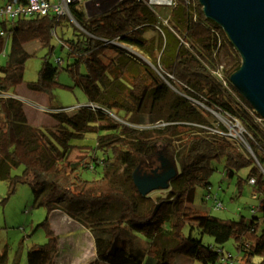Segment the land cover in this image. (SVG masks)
Segmentation results:
<instances>
[{
	"label": "trees",
	"instance_id": "obj_1",
	"mask_svg": "<svg viewBox=\"0 0 264 264\" xmlns=\"http://www.w3.org/2000/svg\"><path fill=\"white\" fill-rule=\"evenodd\" d=\"M69 13L82 31L55 15L0 22L6 34L0 36V55L8 49L0 65V95L22 99L0 97V179L11 194L27 184L35 206L46 210L40 226L47 242L27 250V264H55L60 253L50 222L55 211L88 231L94 264H218L224 258L220 246L229 240L244 264L255 257L264 264V128L229 82L240 57L223 30L205 18L198 0L178 1L168 15L158 14L161 19L139 0H121L90 18L77 4L69 5ZM31 43L46 54L36 80L24 83L25 64L36 56L25 49ZM56 47L64 53L56 58L58 66L49 63ZM59 67L73 83L68 88L82 91L87 103L43 109L50 124L34 125L32 119L44 115L31 106L27 110L31 102L22 95L37 100L43 95L49 105ZM219 67L225 84L214 75ZM211 113L237 118L250 151L194 126H212ZM88 135L93 145L73 144ZM75 149L83 152L71 160ZM156 158L162 170L176 174L166 190L141 196L132 175L152 167ZM214 162L222 163L227 179L237 177L239 194L254 180L250 186L258 204L251 217L221 219L195 206L198 189L205 190L202 203L209 202ZM19 166L22 174L12 176ZM98 168L99 178L83 177ZM118 168L132 185L130 195L115 185ZM195 230L215 246L194 239Z\"/></svg>",
	"mask_w": 264,
	"mask_h": 264
},
{
	"label": "rangeland",
	"instance_id": "obj_2",
	"mask_svg": "<svg viewBox=\"0 0 264 264\" xmlns=\"http://www.w3.org/2000/svg\"><path fill=\"white\" fill-rule=\"evenodd\" d=\"M95 3H100V7L86 14V16H95L97 14L108 11L110 6H105L102 0H94ZM107 8V9H106ZM154 10L160 16H166L171 11L170 7L165 6H154ZM111 9V8H110ZM84 11V8H83ZM75 26V25H74ZM76 27V26H75ZM67 35L70 34V28L65 29ZM56 46V40H54ZM25 49L29 52H35L34 57L30 58L24 67L23 81L24 83L33 82L37 78L38 71L41 67V61L43 56L46 54L45 49H40L37 43H31L25 46ZM132 52L142 55L137 49L127 48ZM8 49L4 50V54L0 55V65L4 64L7 60ZM64 58V53L60 52L59 48L56 47L55 53L49 57V63L58 66L56 58ZM58 86L53 90L52 101L48 105V100L43 95H39L38 99L43 107H38V115L41 110L51 108L53 110H70L78 108L87 103V99L82 91L79 89H69L73 83L59 67V73L57 76ZM23 86L19 87L22 89ZM23 92V91H22ZM23 94V93H19ZM22 96H25L24 94ZM27 110H30V106L26 105ZM43 108V109H42ZM47 110V109H46ZM47 112V111H45ZM36 118V115L33 114ZM41 118L32 119L33 124H44L45 126L50 124V118L46 113L41 112ZM218 117L211 113L209 121H217ZM160 125V124H159ZM161 126V125H160ZM158 126V127H160ZM92 135L85 137L84 141L74 140L73 144L93 145ZM179 155L183 151L182 141H178ZM161 146L159 145V149ZM82 150L75 149L70 155L71 160H77L82 154ZM213 167L215 172L210 178V193L215 194L217 199L222 203L223 209L213 210L211 201L202 203L205 190L198 189L195 197V206L202 210H206L210 215L221 219H238L240 216L245 218L251 217L250 209L258 204V201L252 199L253 189L247 183L242 186L241 193L237 192L236 188V176L233 179H227L223 175L222 163L214 162ZM160 168V162L155 159V164L150 168L141 169L139 174L152 175ZM23 168L21 166L12 169L11 175H21ZM123 172L122 168L116 170L115 185L120 189L124 190L128 195L132 192V185L125 180L121 175ZM101 168L96 170V173L87 172L83 174V177L87 180L97 179L101 176ZM246 170L240 172V176H245ZM159 193L151 195L154 198ZM205 208V209H204ZM46 216V210L40 207H36L34 203V197L30 187L27 184H18L15 191L11 194L8 185L4 180L0 179V258H3L4 264H27L26 252L29 248L36 245H42L47 242V238L44 229L40 224L43 222ZM51 222V220H50ZM57 222L51 223V229L58 237L60 244V253L56 259L55 264H94L95 254L94 246L91 237L85 232L83 228L77 224H69L66 228H73L75 230H69L68 232L64 228L63 232L59 231ZM57 232V233H56ZM188 233V231L186 230ZM194 239H200L205 245H214V241L211 237L201 235L197 230L192 232ZM159 241H163L161 238ZM158 241V242H159ZM224 258L226 260L220 261L218 264H244L241 255L238 254L235 244L232 240L227 241L220 246ZM230 257V259H227ZM260 258L255 257L252 260V264H258ZM191 264H200L194 262Z\"/></svg>",
	"mask_w": 264,
	"mask_h": 264
},
{
	"label": "water",
	"instance_id": "obj_3",
	"mask_svg": "<svg viewBox=\"0 0 264 264\" xmlns=\"http://www.w3.org/2000/svg\"><path fill=\"white\" fill-rule=\"evenodd\" d=\"M198 2L205 18L223 30L240 57L239 68L229 77L230 84L264 118V0ZM175 174L174 169L152 175L134 172L132 181L138 193L146 196L153 191L166 190Z\"/></svg>",
	"mask_w": 264,
	"mask_h": 264
},
{
	"label": "built area",
	"instance_id": "obj_4",
	"mask_svg": "<svg viewBox=\"0 0 264 264\" xmlns=\"http://www.w3.org/2000/svg\"><path fill=\"white\" fill-rule=\"evenodd\" d=\"M105 6H111L116 4L121 0H102ZM146 7H148L152 12L156 14L157 17L161 19L158 13L154 10V6H165L174 8L178 1L180 0H139ZM77 4L82 10L84 8V14L86 15L89 12H93L100 7V3H95L94 0H26V2L16 1V0H0V22H5L10 24L19 19H31V18H42L47 15H55L58 17H67L76 28L82 31V28L75 22L71 14L69 13V5ZM87 5V6H85ZM165 23V22H164ZM51 35L55 37V32L51 31ZM0 36L5 37L6 34L4 31H0ZM4 54V51L3 53ZM222 67H219L214 75L220 79L223 83V77L221 74ZM225 84V83H224ZM0 97L3 98H14L19 101L22 99L19 96L1 94ZM253 120L264 128V118H262L258 113H256L252 108L249 111ZM218 118L217 121L212 126L198 125L194 124L195 127L204 129L207 133L224 137L229 141L242 143L249 150V147L244 139L245 130L242 127L239 120L228 114L213 113ZM161 126H160V125ZM168 123H157L155 126L164 127ZM250 151V150H249ZM250 185L254 184V180L249 181ZM208 201L212 203L213 210L223 209L222 203L217 199L215 194H209L206 196ZM252 199H256V194H252ZM255 208L251 207L250 212L254 213ZM230 259V257H227ZM226 260L225 258L222 261Z\"/></svg>",
	"mask_w": 264,
	"mask_h": 264
},
{
	"label": "crops",
	"instance_id": "obj_5",
	"mask_svg": "<svg viewBox=\"0 0 264 264\" xmlns=\"http://www.w3.org/2000/svg\"><path fill=\"white\" fill-rule=\"evenodd\" d=\"M116 4H113L111 5L108 9L112 8L113 6H115ZM107 9V8H106ZM25 96H23L24 98H28V100L31 102L29 104V106H31L33 109H37L38 110V107H43L39 100L35 99V97L33 95H31L30 93H27L25 92L24 93ZM38 107H37V106ZM43 109V108H42ZM53 221L57 222V226H58V233L59 231L63 232L64 228L66 229V231L68 232L69 230H75L74 227L69 229V228H66L67 225L69 224H76L74 223L73 221H71L64 213L62 212H59V211H55L52 215H51V223L53 224ZM79 226V225H78ZM81 227V226H80ZM82 228V227H81ZM85 230V229H84ZM86 233H88V231L85 230ZM57 233V232H56ZM88 235L90 236V234L88 233Z\"/></svg>",
	"mask_w": 264,
	"mask_h": 264
},
{
	"label": "flooded vegetation",
	"instance_id": "obj_6",
	"mask_svg": "<svg viewBox=\"0 0 264 264\" xmlns=\"http://www.w3.org/2000/svg\"><path fill=\"white\" fill-rule=\"evenodd\" d=\"M161 171H163V170H162L161 167H160V168H158L155 172H156V173H160Z\"/></svg>",
	"mask_w": 264,
	"mask_h": 264
}]
</instances>
